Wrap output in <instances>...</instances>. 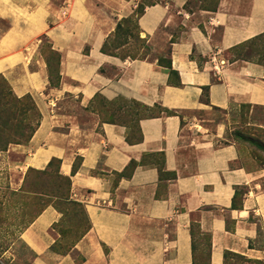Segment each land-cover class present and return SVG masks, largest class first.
I'll return each mask as SVG.
<instances>
[{
	"label": "crops",
	"instance_id": "0c3cea01",
	"mask_svg": "<svg viewBox=\"0 0 264 264\" xmlns=\"http://www.w3.org/2000/svg\"><path fill=\"white\" fill-rule=\"evenodd\" d=\"M153 2L134 20L146 49L131 56L118 53L128 42L101 49L141 0H0V76L40 115L30 140L10 148L21 156L12 169L58 160L90 224L73 255L54 252L62 214L46 206L20 234L29 264H192L204 237L210 264L226 253L264 260V167L227 138L230 112L264 110V67L231 51L264 33V0H217L214 12ZM128 103L161 112L133 129Z\"/></svg>",
	"mask_w": 264,
	"mask_h": 264
},
{
	"label": "rangeland",
	"instance_id": "374dc122",
	"mask_svg": "<svg viewBox=\"0 0 264 264\" xmlns=\"http://www.w3.org/2000/svg\"><path fill=\"white\" fill-rule=\"evenodd\" d=\"M52 1L56 4L60 2V0ZM152 1L145 0L144 4ZM206 1L214 4L215 0ZM192 3L200 6L201 0H192ZM124 42H128L129 45L125 50L118 52L119 54L126 52L131 56H137L141 52L144 53L146 49L144 42L138 37L133 20L126 22L123 29L109 40L107 48L110 53L114 54V50ZM40 46L53 65L56 56L52 53L50 44L43 39ZM229 59H234V57L231 56ZM53 69L54 67L50 65L51 78H54ZM160 112V108L147 109L138 103H128L127 112L123 113L122 117L133 125L140 117L155 116ZM215 115L218 119L221 117L220 113L215 112ZM230 120L231 131L228 133V139L234 140L232 133L240 131L246 137L264 145L263 109L251 110L241 106L230 112ZM36 121L37 115L31 101L26 98L17 100L8 84L0 80V264H29L32 254L20 239V234L46 206L52 205L63 214L61 221L53 227L58 235L53 247L57 253L73 255L71 248L87 226V220L81 213V209L69 206L64 201L62 194H66V188L59 178L56 164H52L43 174L28 172V170L17 174L12 169V163L18 161L21 156L10 153L9 150L14 145H24ZM249 122L256 126L247 127L246 124ZM234 141L251 150V165L254 168L264 167V151L241 140ZM230 223L228 221V225ZM257 242L260 247L264 248L262 230H259ZM194 264H210L207 259L206 238H202L200 251L197 253ZM223 264H264V260H252L241 255L227 253Z\"/></svg>",
	"mask_w": 264,
	"mask_h": 264
},
{
	"label": "trees",
	"instance_id": "16d2710c",
	"mask_svg": "<svg viewBox=\"0 0 264 264\" xmlns=\"http://www.w3.org/2000/svg\"><path fill=\"white\" fill-rule=\"evenodd\" d=\"M145 3V0H141V3H139L137 5V8L135 10V14L134 16L132 17H129L127 19H124L122 20L121 22L117 23L116 25V29H115V34L122 30L123 29V25L128 22V21H134L135 19H137L140 15H142L143 11H144V7L147 6V5H152L154 4V2H149L147 4H144ZM200 7L203 9V10H207V11H212L214 12L216 10V7H217V0L214 1V4L210 3V2H207L206 0H201V5ZM134 25H135V22H134ZM135 29H136V26H135ZM114 34V35H115ZM107 42L104 44V46L102 47L101 51L103 53H107V54H112L110 53V51L108 50L107 48ZM233 53H234V56L237 58V59H240V60H244V61H254L260 65H262L264 67V33L263 34H260L252 39H250L249 41H246L236 47H234L232 50H231ZM52 53L56 56V59H55V62L54 64L57 62L58 60V55L56 53H54L52 51ZM159 63L161 64H164L165 67L169 68L170 69V65L169 63H165L164 60H159ZM54 72H55V67H54ZM171 72V71H170ZM0 80L5 83V84H8L6 82V80L0 76ZM9 86V85H8ZM22 98H26V99H29L32 103V107L34 109V111L36 112V115H37V121L34 125V129L30 131L29 135L27 136L26 140L24 141L26 144L30 138L32 137V134L34 133V131L36 130V128L38 127L39 125V119H40V115L36 109V106L35 104L32 102V99L29 97V96H24V97H21V98H17L16 99H22ZM242 107H245V106H242ZM131 127L133 129H135L136 126L134 125H131ZM137 129V128H136ZM232 137L234 140H241L242 142H246L248 143L249 145H251L252 147L254 148H257V149H261L262 151H264V145L259 142V141H255L254 139L250 138V137H246L242 132L240 131H236L234 133H232ZM52 164H56V166L58 167L59 165V161L58 160H52L50 163H49V166H48V169L49 167L52 165ZM47 170V169H46ZM28 172H39L41 174H43L45 171H35V170H32V169H29ZM75 172V167L73 168L72 170V174ZM58 173V172H57ZM59 175V174H58ZM59 178L63 181L64 185H65V188H66V194H62L64 195V201L69 205V206H73V207H78L79 209H81V213L85 216L86 220H87V217H86V214L84 212V209L83 207L79 204V203H76L74 201H72L70 199V187H71V182H70V178L69 177H62L59 175ZM240 195V193H237L235 192L234 194V197H233V200H232V209L236 208L237 207V201H238V196ZM57 209V208H56ZM62 214V212H61ZM62 217H63V214H62ZM90 228V224L88 223V220H87V226L84 230V232L81 234V236L76 240V242L85 234V232H87ZM194 233L195 231H191V236H192V239L194 238ZM207 239V237H204ZM75 244V243H74ZM73 244V246H74ZM55 245V244H54ZM72 246V248H73ZM201 247V245H200ZM71 248V249H72ZM53 250V248H52ZM192 251L194 253V260H193V263L194 264V261L196 259V256H197V253L200 251V248L198 251H196V247L192 245ZM55 252V251H54ZM227 254V253H226ZM209 255H210V243H209V239H207V259L209 261ZM225 256V255H224Z\"/></svg>",
	"mask_w": 264,
	"mask_h": 264
},
{
	"label": "built area",
	"instance_id": "2783aa9c",
	"mask_svg": "<svg viewBox=\"0 0 264 264\" xmlns=\"http://www.w3.org/2000/svg\"><path fill=\"white\" fill-rule=\"evenodd\" d=\"M214 68H215V69H217V67H216V66H215Z\"/></svg>",
	"mask_w": 264,
	"mask_h": 264
}]
</instances>
